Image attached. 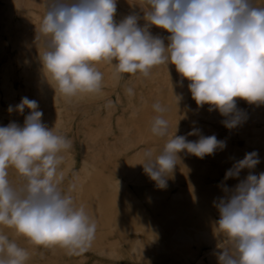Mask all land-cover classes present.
<instances>
[{
	"label": "clouds",
	"instance_id": "obj_1",
	"mask_svg": "<svg viewBox=\"0 0 264 264\" xmlns=\"http://www.w3.org/2000/svg\"><path fill=\"white\" fill-rule=\"evenodd\" d=\"M43 2L36 41L43 38L41 73L54 92L66 97L99 92L103 74L96 64L101 61L114 63L117 73L145 76L153 67L171 63L190 81L197 106L218 109L228 129L246 118L237 108V98L264 104V5L256 0H128L140 11L119 22L117 0ZM152 26L170 35H154ZM127 93L133 94L132 89ZM153 107L157 112L165 110L159 103ZM26 108L31 111L22 125L11 121L0 126V225L34 245L60 247L70 255L83 253L95 239L97 224L63 191L64 174L58 171L62 153L73 142L43 122L37 100L22 97L19 104L9 105L8 112L24 115ZM152 131L166 136L168 121L156 117ZM187 135L199 139L175 135L162 154L153 160L147 151L139 163L158 189H167L173 177L168 173H174L181 153L203 159L226 148L225 141L204 136L199 129ZM259 163L257 151L246 153L227 170L224 180L239 178L243 169H255ZM10 168L23 178L22 183L9 180ZM221 187L225 195L214 200L219 212L214 228L218 264H264V172L249 171L234 187L223 182ZM28 259L25 248L0 232V264H27Z\"/></svg>",
	"mask_w": 264,
	"mask_h": 264
},
{
	"label": "bare ground",
	"instance_id": "obj_2",
	"mask_svg": "<svg viewBox=\"0 0 264 264\" xmlns=\"http://www.w3.org/2000/svg\"><path fill=\"white\" fill-rule=\"evenodd\" d=\"M33 1L36 4L29 10L31 17L23 16L21 21L17 22V27L21 28L19 37L17 34L13 37L8 23L13 19L14 8L7 6L4 10L6 17H0V20L5 22L4 31L12 48H17L21 57L24 56L26 69L23 75L31 88L28 98L38 101L40 110L44 113L43 122L49 128L55 126L54 131L58 133L59 129L64 126L58 105L62 101L90 93L66 97L58 90L54 92L44 81L39 61V51L41 53L44 51L43 38H38L36 41V28L38 29L41 24L45 7L43 0ZM120 1L125 3L124 0ZM4 44V40L0 37V51ZM96 68L103 74V77L115 80L117 73L114 63L101 61L96 64ZM175 78L177 79L175 80ZM182 79L183 84L181 85ZM175 82L176 86H172ZM150 83H152L150 101L145 100L139 110L129 100L128 107L132 108L129 118L120 116L114 120L112 114L109 113L105 117L97 116L96 119H85L80 126L82 135L80 137V159L83 163V171L78 177L75 188L77 197L74 198V202L77 207L82 206L97 224L95 239L91 246L83 252L85 256L79 257V260L74 262V258L80 254L70 255L65 249L53 247V256L46 257L35 252L34 244L31 241L23 245L24 236L16 234L14 229L0 225V232L9 235L20 247L29 252L27 264H83L84 259L91 253L103 257L130 260L146 254L166 255L171 257L168 264H175V261L180 258L187 264H218L215 252L219 238L214 234L216 221L208 206L214 205V200L224 196L225 193L214 191V187L211 186L196 185L177 192L170 201H165L164 197H167L168 192L158 189L155 186V181L144 173L143 166L139 164L144 161L147 151H151L153 160L158 156L157 147H159L160 136L152 131L156 117L159 116L168 121V133H174L176 129L174 127L176 114L157 112L153 106L159 103L164 109L167 107L183 108L186 107L184 102L190 95L188 88L190 81L187 78H182L176 71L175 65L171 63H165L164 66L158 65ZM2 89L7 95L14 92L8 80H4ZM164 90L174 92L175 96L167 98L165 102V98L161 95ZM128 96L129 99H132V94H128ZM171 100L175 101L174 104L170 102ZM119 101L121 102V98ZM245 102L247 101L237 98V108L242 111L244 117H249V121L241 128H232V135L246 140L254 149L259 150L264 170V104H254L248 110ZM209 107L207 104L204 105V109L208 113H201L203 118L212 117L217 123H222L226 119L218 109L209 111ZM30 111L26 108L24 115L15 112L13 121L22 125L24 116ZM188 115L184 114L186 121ZM194 128L199 129L204 136L216 135L217 131L199 125L193 127L190 132ZM187 139L196 141L199 136L188 135ZM71 141L73 142V139ZM143 143H150L149 148H142ZM232 148L231 144H226L223 151L228 152ZM133 149L135 152L126 161L117 162L116 159L119 156L129 153ZM218 152H222V150H217L215 154ZM62 155L64 156V160L61 162L63 166L58 171L63 172L65 177L77 163L78 157L73 148ZM180 155L181 158H178V165L174 170L175 176L168 180V187L178 185L184 178L181 174L187 170L185 167H188L187 165L191 162H196L194 158L197 156L195 155L187 152ZM235 156L241 160L236 150ZM10 170L15 169L10 168ZM100 187L108 190V194H100ZM164 201L165 203H163ZM150 208L159 211L160 214L156 217L150 216L148 214ZM105 228H109V230L104 231ZM129 231L139 235L144 234V237L138 235L130 240L127 237ZM111 233L120 235L121 240L117 243L109 241L107 237ZM127 242L130 243L128 249L124 246ZM203 246L210 248L209 252H205L206 260L196 257L197 253H204ZM179 253L187 256L179 258L177 257Z\"/></svg>",
	"mask_w": 264,
	"mask_h": 264
},
{
	"label": "rangeland",
	"instance_id": "obj_3",
	"mask_svg": "<svg viewBox=\"0 0 264 264\" xmlns=\"http://www.w3.org/2000/svg\"><path fill=\"white\" fill-rule=\"evenodd\" d=\"M124 1L125 3L117 0V13L115 16L117 22L122 20L126 15L132 13L133 11H140L139 6L133 8L128 3V0ZM256 2L258 5H264V0H256ZM35 4L36 3L33 0H0V17H6L4 10L7 6L14 8V13L12 15L13 19L8 22L10 24V30L13 32V37H15L16 34L18 37L20 35L19 32L21 28L17 27V22L21 21V18L23 16L31 17V13L29 12V10L34 8ZM141 15L143 14L141 13ZM144 23L145 22L143 20L140 21L141 25H143ZM4 24L5 22L0 20V37L5 42L2 50L0 51V126H6L15 118L16 111L9 113V105H17L21 102L22 97H29L31 94V88L25 81V77L23 75V72L26 69L24 56L21 57V54L17 48H12L8 37L5 34ZM151 31L154 35H161L165 38L170 35V33H168L166 30L158 28L156 26H152ZM167 42V39H165L166 44ZM161 65L164 66V64ZM157 67L158 66L153 67L149 71V74L147 76L140 72L132 75L126 73H117L116 71L117 76L115 80L103 77L102 89L99 92L90 93L88 95H79L76 98L62 101L58 105L59 111L61 112V117L64 121V126L59 129L57 134L63 135L70 140L73 139L72 148L75 150L78 157L77 163L68 171L61 184V188L66 194L72 195L73 198L77 197L76 189L71 191L70 189L72 185H77L78 177L82 174L83 171V163L80 159V137H82L80 133V126L82 124V121L85 119L105 117L109 113L112 114L114 120H116L120 116L129 118L132 111V108L128 107L129 100H131L132 103L137 106L139 110H141L144 101H150L149 99L152 94L150 92V89L152 88L150 79L155 75ZM176 79L177 78H175V80ZM4 80H8L13 88L14 92L11 95H7L3 92L2 85ZM172 86H176V82L173 83ZM127 89H132V99H129ZM161 95L165 98L164 100L166 102V99L173 98L175 96V93L169 90H164ZM119 98H121V102L119 101ZM170 102L174 104L175 101L171 100ZM184 103L186 107H167L164 110L166 114H176V123L174 124V127L176 129L174 130V133H168L166 136L159 137V147H157L158 156L162 154L164 146L169 139H171L175 135H184L187 137V134L190 132V130L193 127L199 125L216 129L217 139L225 141L226 144H231L233 148L229 150L230 152L222 150V152H218L214 155H206L203 159L199 157L194 158L196 162L189 163L187 165L188 167H185L187 169L185 173L181 174L184 177L183 180L178 185L167 187V189L163 190L168 192L167 197H164L165 201H170L177 192L185 190L187 188H192L196 185H201L202 187L211 186L214 187V191H222L224 193L223 188L221 187V182H223L227 187L232 188L239 182L240 179L245 178L248 175L249 171L257 175L261 172H264V170L262 169L263 159L259 154V150L254 149L252 145L247 143L246 140L233 136L232 129H228L223 123H217L212 117L208 119L203 118L201 113L203 114L208 112L206 109H204V106L203 108L197 106L196 101L191 96V92L189 98ZM245 104L248 107V110L251 109V107L254 105L249 104L248 102H245ZM184 114H189L187 121L184 119ZM248 121L249 117L246 116L244 122L238 125L236 128H241L247 125ZM257 125L259 126V123ZM111 139H113V137H111ZM149 146L150 143H143L141 145L142 148H149ZM235 150L238 152V155H240L239 157H241V159L244 158L246 153L257 151L260 163L256 166L255 169H243L240 173L239 178H230L225 181L224 177L227 170L231 169L233 167V164L239 160L235 156ZM134 152L135 149L131 150L125 155L119 156L116 159L117 162L126 161L128 157H130V155ZM61 166L63 165L60 164L59 169L61 168ZM168 175L173 177L175 176V174L171 172L168 173ZM9 180L14 185L23 182V178L17 173L16 170L9 171ZM99 189V192L102 195H107L109 192L106 189H102V187H100ZM165 201L163 203H165ZM208 207L211 210V215L215 219V221L218 220L219 214L217 212V208L212 204H210ZM148 214L152 217H156L160 213L159 211H154L153 208H150ZM107 229L109 230V228H105L104 231H106ZM138 235L139 234L133 231L127 232V237H129L130 240H133ZM139 236L144 237V234H140ZM107 239L113 243H117L121 240V236L117 233H111L108 235ZM28 242L30 241L26 237H24L22 244L25 245ZM124 246L126 249H128L130 243L127 242L124 244ZM33 248L38 254H43L46 257L53 256V247L34 245ZM203 249L204 253H197L196 257L198 259L206 260L207 255L205 252H209L210 248L207 246H203ZM82 256L85 255L83 253L77 255V258H74V262L79 260V257L81 258ZM182 256L187 255H182L181 253L177 254V257L179 258ZM170 261L171 257L166 255L154 256L146 254L143 256L141 255L140 258L130 260L103 257L98 254L91 253L84 259L83 264H168ZM175 264H187V262L183 261L182 258H180L175 261Z\"/></svg>",
	"mask_w": 264,
	"mask_h": 264
}]
</instances>
